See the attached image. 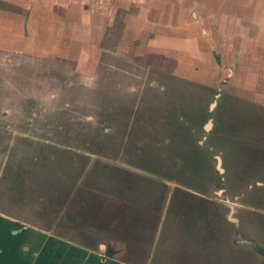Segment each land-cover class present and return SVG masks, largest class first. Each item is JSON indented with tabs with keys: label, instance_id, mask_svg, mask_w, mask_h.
Here are the masks:
<instances>
[{
	"label": "rangeland",
	"instance_id": "374dc122",
	"mask_svg": "<svg viewBox=\"0 0 264 264\" xmlns=\"http://www.w3.org/2000/svg\"><path fill=\"white\" fill-rule=\"evenodd\" d=\"M0 213L54 256L264 264V0H0Z\"/></svg>",
	"mask_w": 264,
	"mask_h": 264
},
{
	"label": "crops",
	"instance_id": "0c3cea01",
	"mask_svg": "<svg viewBox=\"0 0 264 264\" xmlns=\"http://www.w3.org/2000/svg\"><path fill=\"white\" fill-rule=\"evenodd\" d=\"M152 40H155V38H152ZM211 127V126H210ZM11 218L14 220H16V223L9 227L7 226V228H11L10 229V235L12 240L6 239L4 240V231H7L9 229L6 228L5 230L2 229V223L3 222V218ZM21 224H20V223ZM32 228V229H31ZM22 230L24 232H22V235H26V242H22V244H24L21 248L19 247V250H15L17 249V247H15L14 245L17 244L18 242H14L13 239L16 238V235L19 234V231ZM35 228L34 225L31 226V224H24L22 223V221H18V219H16L15 217L12 216H6L3 213H0V264H87L88 260L90 261V264H101L104 263V259L105 257H110L111 254V248L112 245L108 244L105 241H99L96 244V250H99V252H86L83 254V256L86 255L85 260H83V256L82 258L78 259V253H82V250H92L93 246L88 245L83 243L82 241H79L77 239H71L68 238L64 235H57L56 233H54L53 235L58 236L61 239H64L63 241L65 242L64 245L65 247L62 245H60V250L62 249L63 252V256H54L53 255V248L52 245L50 244L49 241L46 242H36L35 239L36 237H32L30 236L33 235V233L35 234ZM28 234V236H27ZM29 237V238H28ZM6 238V237H5ZM3 239V240H2ZM37 239V238H36ZM134 240V238H133ZM158 240V234L156 236V240L155 242H157ZM139 242H141V240L139 239ZM110 243V242H109ZM68 245V246H66ZM110 248V251L108 249L103 250L101 253V249L102 248ZM67 248H72V253L66 252ZM21 249V250H20ZM17 251V252H16ZM32 252V254H30ZM105 252V256H103L102 254ZM106 252H110L109 254H107ZM18 254V255H17ZM88 254V255H87ZM30 255V256H29ZM34 255V256H33ZM101 255V256H100ZM112 258V256H111ZM81 259V260H80ZM119 259V258H117ZM83 260V261H82ZM108 260V259H105ZM112 260V261H111ZM106 261V263H114L115 262V257L114 259H111ZM117 261V260H116ZM101 262V263H100ZM125 263L127 264H135L133 262H129V261H125ZM146 263V262H143Z\"/></svg>",
	"mask_w": 264,
	"mask_h": 264
},
{
	"label": "water",
	"instance_id": "95a60500",
	"mask_svg": "<svg viewBox=\"0 0 264 264\" xmlns=\"http://www.w3.org/2000/svg\"><path fill=\"white\" fill-rule=\"evenodd\" d=\"M210 126H211V122L208 124L207 129H209ZM219 159H220V162H221V158H219ZM219 170H220V171H223V169L221 168V166H219ZM234 221L237 222V219H234ZM239 241H241V242H247L246 240L241 239V237H240V240H239ZM248 243H249V242H248ZM249 244H250L252 247H254L256 250H258L259 252H261V253L264 254V248H263L262 245L257 244V243H255V242H251V243H249Z\"/></svg>",
	"mask_w": 264,
	"mask_h": 264
},
{
	"label": "flooded vegetation",
	"instance_id": "af4514ba",
	"mask_svg": "<svg viewBox=\"0 0 264 264\" xmlns=\"http://www.w3.org/2000/svg\"><path fill=\"white\" fill-rule=\"evenodd\" d=\"M223 171H224V170H223ZM247 242H249V241H247ZM251 242H252V241H251ZM251 242H249V243H251ZM255 243H257V242H255ZM257 244H259V243H257ZM260 245H261V244H260ZM109 251H110V250H109ZM106 253H107V254H109L110 252H109V253H108V252H106Z\"/></svg>",
	"mask_w": 264,
	"mask_h": 264
},
{
	"label": "bare ground",
	"instance_id": "6f19581e",
	"mask_svg": "<svg viewBox=\"0 0 264 264\" xmlns=\"http://www.w3.org/2000/svg\"><path fill=\"white\" fill-rule=\"evenodd\" d=\"M107 249V248H106Z\"/></svg>",
	"mask_w": 264,
	"mask_h": 264
}]
</instances>
